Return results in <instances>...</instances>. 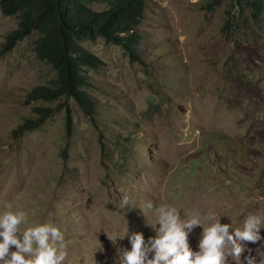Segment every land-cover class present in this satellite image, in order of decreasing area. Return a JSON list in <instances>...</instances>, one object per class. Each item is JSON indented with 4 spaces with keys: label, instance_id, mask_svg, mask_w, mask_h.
<instances>
[{
    "label": "rangeland",
    "instance_id": "1",
    "mask_svg": "<svg viewBox=\"0 0 264 264\" xmlns=\"http://www.w3.org/2000/svg\"><path fill=\"white\" fill-rule=\"evenodd\" d=\"M17 26L0 11V213L26 212L22 228L58 226L65 264H115L118 247L131 249L119 238L155 236L147 223L164 206L205 226L209 213L234 228L264 216V15L255 22L241 0H148L138 58L101 37L81 43L100 60L86 68L92 116L66 97L28 101L56 73L37 59L35 35L3 52ZM36 108L53 113L19 133Z\"/></svg>",
    "mask_w": 264,
    "mask_h": 264
},
{
    "label": "trees",
    "instance_id": "2",
    "mask_svg": "<svg viewBox=\"0 0 264 264\" xmlns=\"http://www.w3.org/2000/svg\"><path fill=\"white\" fill-rule=\"evenodd\" d=\"M248 3L255 22L264 15V0H241ZM222 0H213L215 5ZM93 3H105L104 10H94ZM239 3V2H238ZM148 0H0L5 16L18 18V26L9 32L3 52L35 35L34 52L38 60L55 71L50 85L36 86L28 101L74 99L87 116L97 111L95 98L88 93L86 68H98L99 57L81 43L101 37L121 46L130 58L139 57L144 41L141 25L146 18ZM39 116L19 127V133L39 128L53 113L50 108H36Z\"/></svg>",
    "mask_w": 264,
    "mask_h": 264
},
{
    "label": "clouds",
    "instance_id": "3",
    "mask_svg": "<svg viewBox=\"0 0 264 264\" xmlns=\"http://www.w3.org/2000/svg\"><path fill=\"white\" fill-rule=\"evenodd\" d=\"M129 205V198L124 196L120 207ZM146 207L153 209L152 203ZM155 214L157 223H147L155 236L146 239L143 232L129 231L120 237L119 240L128 239L131 249L118 247L115 264H264V235L261 234L264 216L248 214L242 227L234 228L232 221L221 223L222 216L211 213L207 217L211 221L208 226L201 216L182 217L174 207H160ZM26 223L24 211L0 213V264H65L68 252L61 229L48 223L22 228ZM197 227L202 232L198 250H193L190 234ZM250 244L257 247H249ZM97 251L103 252V246Z\"/></svg>",
    "mask_w": 264,
    "mask_h": 264
}]
</instances>
